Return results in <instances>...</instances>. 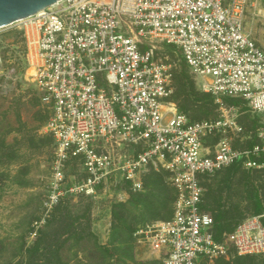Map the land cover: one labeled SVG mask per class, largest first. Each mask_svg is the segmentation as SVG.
I'll list each match as a JSON object with an SVG mask.
<instances>
[{"label": "built area", "instance_id": "obj_1", "mask_svg": "<svg viewBox=\"0 0 264 264\" xmlns=\"http://www.w3.org/2000/svg\"><path fill=\"white\" fill-rule=\"evenodd\" d=\"M264 24V0H60L16 23L25 37L26 78L49 112L43 129L54 140L43 221L64 199H96L109 183L144 189L153 170L168 173L171 218L134 231L139 248L162 264H201L264 255V214L245 218L216 239L203 211L206 177L237 163L264 169V119L258 142L236 148L244 134L241 99L264 112V49L246 28ZM156 42L175 46L218 116L192 121L174 100L175 62L158 57ZM0 50V77L7 76ZM77 162L81 176L67 175ZM122 201L121 196L116 198Z\"/></svg>", "mask_w": 264, "mask_h": 264}, {"label": "rangeland", "instance_id": "obj_2", "mask_svg": "<svg viewBox=\"0 0 264 264\" xmlns=\"http://www.w3.org/2000/svg\"><path fill=\"white\" fill-rule=\"evenodd\" d=\"M246 28L264 49V24L248 16ZM155 45L160 59L177 64L174 100L184 99V75L195 82L198 91L206 93L181 54L175 53V46L162 42ZM25 47L20 24L0 29V50L7 74L0 77V264H162L156 254L137 246L133 233L172 216L174 190L163 170L149 172L142 191L109 183L96 199L70 196L42 223L38 235L31 236L34 222L43 221L54 140L43 129L49 112L35 85L25 76ZM238 113L245 131L234 136L231 143L236 148H247L249 141L257 138L264 112L253 115L241 108ZM187 115L197 120L214 119L218 108L207 117L198 107ZM67 175H82L77 162L69 166ZM203 182L205 211L212 217L223 211L233 214L234 219L247 218L254 214L257 202L264 206V169L241 166L231 173L223 170ZM119 196L122 201H117ZM125 225L134 230L132 238L123 230ZM201 264H264V255L240 256L232 251L228 258L203 260Z\"/></svg>", "mask_w": 264, "mask_h": 264}, {"label": "trees", "instance_id": "obj_3", "mask_svg": "<svg viewBox=\"0 0 264 264\" xmlns=\"http://www.w3.org/2000/svg\"><path fill=\"white\" fill-rule=\"evenodd\" d=\"M170 51L173 52L172 48L170 49ZM183 61H184L185 65L188 67L187 63L185 62V59H183ZM183 79L185 80V81H183V85L185 87L184 99L181 100L178 97L175 100L176 103L178 104L179 110L182 113L187 115L188 112L191 109H193L195 107H198L202 111H204L205 117L209 116V114L215 108L218 107L215 104L214 97L211 94H209V93H203V92L198 91L196 89L195 82L193 80L189 79L188 75L187 76L184 75ZM225 101L229 105H236V106H239L240 108H242L244 110H249L248 107L244 104L245 102L243 100H241V99L226 98ZM190 119L192 121H197V118H195V117L194 118L190 117ZM252 122L255 123V120H253ZM257 142H258V139L255 138L254 141H252V142L249 141L248 145H249V147H252ZM241 166H242V163L240 162V163H237V164H234V165L230 166L226 170L229 173H231L234 170L239 169ZM206 178H208V177H206ZM204 185L205 184L203 182V187H204ZM61 205L62 204L57 206L56 210H59ZM120 205H123V204H120ZM254 207H255V210H254V214L253 215H260V214L264 213V206L260 202H257ZM202 209H203V211H205V207L204 206L202 207ZM213 218H214V222H215L214 223V225H215L214 228H215V233H216L215 235H216V239H218V240H222L223 239V234L224 233L233 232L235 230V228L245 219V218H240V217L238 219L237 218L234 219V215L233 214L226 213V212H223V211H220L219 213H217ZM232 220H235V222H232ZM263 222H264V219H263ZM123 227H124L123 230L125 231V233H127L132 238V233L134 231L132 229V227H130L128 225H125ZM105 249H107V248H105Z\"/></svg>", "mask_w": 264, "mask_h": 264}, {"label": "water", "instance_id": "obj_4", "mask_svg": "<svg viewBox=\"0 0 264 264\" xmlns=\"http://www.w3.org/2000/svg\"><path fill=\"white\" fill-rule=\"evenodd\" d=\"M60 0H0V29L28 18Z\"/></svg>", "mask_w": 264, "mask_h": 264}, {"label": "crops", "instance_id": "obj_5", "mask_svg": "<svg viewBox=\"0 0 264 264\" xmlns=\"http://www.w3.org/2000/svg\"><path fill=\"white\" fill-rule=\"evenodd\" d=\"M229 168V167H228ZM227 169V168H226ZM226 169H224V170H226ZM257 170V169H256ZM223 171V170H222ZM221 172V171H220ZM264 214V213H263Z\"/></svg>", "mask_w": 264, "mask_h": 264}]
</instances>
